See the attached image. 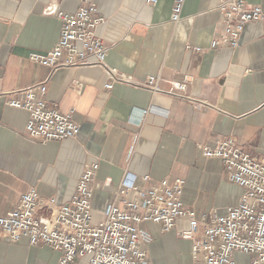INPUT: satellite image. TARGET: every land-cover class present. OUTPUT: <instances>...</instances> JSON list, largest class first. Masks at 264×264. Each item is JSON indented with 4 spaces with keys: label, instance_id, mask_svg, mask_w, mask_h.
Instances as JSON below:
<instances>
[{
    "label": "crops",
    "instance_id": "0c3cea01",
    "mask_svg": "<svg viewBox=\"0 0 264 264\" xmlns=\"http://www.w3.org/2000/svg\"><path fill=\"white\" fill-rule=\"evenodd\" d=\"M222 1L186 0L175 22L174 0L155 6L146 0H98L106 21L97 34L109 46L108 66L133 83L161 73L165 90L190 76L187 93L205 102L198 107L132 83L119 82L109 90L107 72L99 65L52 70L32 61L31 53H46L58 41L59 13L76 11L80 0H0V215L32 188L43 200L54 198L55 205L69 201L85 166L93 162L100 165L92 202L96 221L115 201L126 173L150 177L140 181L142 190L163 179L184 178L185 207L197 212H224L237 204L242 189L228 180L220 159L203 155V146L233 137L264 163V21L248 23L237 47L211 48L224 26ZM246 2L264 9V0ZM44 80L49 104L76 109L80 131L75 137L32 140L26 130L29 113L11 107L2 94ZM74 80L83 84L81 92ZM151 107L155 111L142 117ZM143 226L154 236L151 264H197L192 242L178 234L188 218H180L169 232L151 222ZM57 258L47 246L13 242L0 230V264H56Z\"/></svg>",
    "mask_w": 264,
    "mask_h": 264
},
{
    "label": "built area",
    "instance_id": "2783aa9c",
    "mask_svg": "<svg viewBox=\"0 0 264 264\" xmlns=\"http://www.w3.org/2000/svg\"><path fill=\"white\" fill-rule=\"evenodd\" d=\"M60 0H57V4ZM159 0H146L152 6ZM186 0H174L171 20L178 22ZM218 10L224 26L214 37L211 48L240 44L248 23L264 21V9L246 0H223ZM62 21L56 44L46 53H31L30 59L56 70L61 67L99 65L108 75L105 83L112 89L116 83H132L154 94L178 95L201 107L205 102L187 93L190 76L172 82L165 90L161 73L149 75L143 83H133L123 72L107 64L109 46L97 34L106 21L100 13L98 0H80L74 12H60ZM190 49L191 45H187ZM73 87L81 92L83 84L74 80ZM47 80L28 87L2 93L11 107L29 113L26 130L32 140L48 142L75 137L80 124L75 120L74 107L63 110L47 99ZM155 111L143 110L142 117ZM206 158L220 159L228 180L242 189L239 202L224 212H197L185 207L183 200L186 180L163 179L142 190L141 182L149 176L126 173L115 192V201L107 206L99 220L94 219L93 197L99 163L85 166L75 193L61 205L55 199H41L36 188L23 193L18 205L0 215V230L13 242L27 239L32 246H47L58 253L56 264H151L149 246L153 234L143 226L151 222L163 232L177 226L180 218H188L180 238L192 242L191 256L197 264H240L237 254L251 257L248 264H264V163L254 158L233 137L204 145ZM141 181V182H140ZM135 193L133 197L131 194Z\"/></svg>",
    "mask_w": 264,
    "mask_h": 264
},
{
    "label": "rangeland",
    "instance_id": "374dc122",
    "mask_svg": "<svg viewBox=\"0 0 264 264\" xmlns=\"http://www.w3.org/2000/svg\"><path fill=\"white\" fill-rule=\"evenodd\" d=\"M237 260L240 262V264H248L251 260L250 256L237 254Z\"/></svg>",
    "mask_w": 264,
    "mask_h": 264
}]
</instances>
